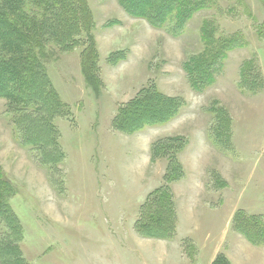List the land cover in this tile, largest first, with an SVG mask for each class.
Masks as SVG:
<instances>
[{
    "label": "rangeland",
    "instance_id": "obj_1",
    "mask_svg": "<svg viewBox=\"0 0 264 264\" xmlns=\"http://www.w3.org/2000/svg\"><path fill=\"white\" fill-rule=\"evenodd\" d=\"M192 2L198 7L179 34L170 31L175 20L154 28L118 0H70L75 6L62 13L58 5L27 9L48 28L30 46L40 70L29 101L0 97L8 185H0V264H136L115 233L132 230L135 248L151 240L137 227L150 209L141 215L137 203L163 185H175L185 221L201 217L217 244L226 230L240 234L237 211L242 225L251 216L264 224V0ZM87 50L97 93L83 69ZM207 60L212 81L195 91L185 66ZM149 88L179 104L176 115L135 133L118 128L120 108ZM171 136L183 140L175 157L184 174L167 182L168 157L180 145L159 149ZM181 242L195 264V245ZM159 255L143 257L162 264Z\"/></svg>",
    "mask_w": 264,
    "mask_h": 264
},
{
    "label": "trees",
    "instance_id": "obj_2",
    "mask_svg": "<svg viewBox=\"0 0 264 264\" xmlns=\"http://www.w3.org/2000/svg\"><path fill=\"white\" fill-rule=\"evenodd\" d=\"M122 8L130 16L138 19L146 20L154 28H163L167 22L171 23L170 31L173 34H179L183 29L185 20L194 11L193 8L198 6L194 5L192 0H118ZM70 0H0V97L11 102H22L28 100V95L32 93L34 88L30 89L34 83V74L40 70V66L35 61V55L32 53L31 44L33 35L38 36L36 31L46 30V19H33L29 17L27 9L31 7H38L42 10L52 9L58 5L56 10L60 8V13L65 8H72ZM79 14L84 18V23L87 24V17L85 19L84 11L86 10L81 3ZM189 8H191L189 10ZM172 20V21H169ZM48 28V27H47ZM38 46V45H36ZM42 48L43 46L40 45ZM26 51V52H25ZM32 53V54H31ZM41 54L40 52H38ZM91 51L85 52L83 59V69L86 72V80L91 84L94 92H98L94 80L93 72L91 73V65H93L94 57H91ZM207 61H195L186 65L187 77L189 84L195 91H201L207 85H210L212 76L210 72L202 69V64ZM90 66V68H89ZM39 67V68H38ZM90 71V72H89ZM28 78V79H27ZM29 78L31 80L29 81ZM30 85V86H29ZM26 87V90H24ZM151 88L145 89L141 94H145L141 99H136L130 102L129 105L120 108L115 123L121 130L128 132H136L142 130L148 125H160L168 119L176 115L179 110V104L174 103V100L162 97L157 94L156 98L151 93ZM147 94V96H146ZM147 97V98H145ZM168 143L161 142L159 152L163 151L164 154L172 153V145L174 143L180 145L176 149V154H170L169 163L170 168L167 170L166 179L168 181H176L183 177L184 170H182L181 163L176 157L182 150L181 144L183 140L181 137H174L167 139ZM157 144L152 147V158L158 156ZM175 155H177L175 157ZM175 157V158H174ZM175 163V164H174ZM174 164V165H173ZM176 168V169H175ZM171 174V175H170ZM170 175V176H169ZM0 173V185L8 186L4 177ZM1 189V188H0ZM155 204L154 206H152ZM141 215L144 209H150L146 213V220L143 222L142 217L137 221V227L140 233L145 238L157 240H171L175 236L177 216L173 201V195L170 185H163L162 187L154 190L145 203L142 205ZM1 213V210H0ZM244 214L243 211L236 213L233 219V225L237 228V232L243 235L247 241L257 246L264 245V224L256 216H251L248 225H242L239 221V216ZM2 216V215H0ZM248 217V216H247ZM256 223L253 220H256ZM246 221V220H245ZM244 221V222H245ZM247 222V221H246ZM260 226V227H259ZM3 252V249L0 248ZM213 264H230L224 255H219Z\"/></svg>",
    "mask_w": 264,
    "mask_h": 264
},
{
    "label": "crops",
    "instance_id": "obj_3",
    "mask_svg": "<svg viewBox=\"0 0 264 264\" xmlns=\"http://www.w3.org/2000/svg\"><path fill=\"white\" fill-rule=\"evenodd\" d=\"M171 137L174 138L180 136H171ZM180 156L181 154L179 155V157ZM151 158L149 159L152 160ZM179 160L181 162V159ZM174 186L175 185L171 186V191L173 195V201L177 216L176 231H175L176 233L174 239L173 240L153 239L152 241L141 240L139 247L135 248L134 246H131L132 242H130L131 239H133L135 243L137 241L136 237L132 233V230L128 231L127 234L117 231V233L115 234L120 235V239L122 240V244L125 247L124 249L126 250L127 254L131 255V257L137 256L138 262L141 261V264H149L147 261H145L144 257L148 258L150 254L159 257L160 256L159 253L162 254L161 256L162 264H188V258L184 256L185 254L182 248L181 241L184 239H189L192 241V243L195 245L197 249L195 264H213V262L219 255H224L227 258V260L230 262V264H264L263 246H257L252 244L250 241H247V239L243 235L236 234L233 232L231 234H228L227 233L228 230H226L224 236L220 239L219 243L217 244L215 242L217 241L216 236L212 237V235L211 236L207 235L206 233L207 232L206 230H208L206 227L207 224L203 223L204 220L201 217L199 218L196 216L195 222L193 224H192L193 222L192 219L189 221H185L184 214H182V210L180 209V207H178L179 203L177 201L178 200L177 195H175L177 194V192ZM146 199L139 200L141 201L137 203L139 204V208L142 207ZM236 213L232 216L233 217L232 220L234 219ZM188 226L190 227L188 228ZM229 235L231 236V238L229 237ZM225 242L228 244H225ZM146 244L149 245V248H146L147 247ZM149 251H151L152 253ZM138 262L136 264H138ZM130 264L133 263L131 262Z\"/></svg>",
    "mask_w": 264,
    "mask_h": 264
}]
</instances>
